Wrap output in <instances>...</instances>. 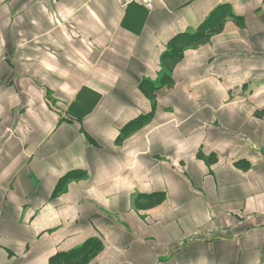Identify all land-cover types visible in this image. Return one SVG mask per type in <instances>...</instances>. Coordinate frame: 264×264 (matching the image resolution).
Returning a JSON list of instances; mask_svg holds the SVG:
<instances>
[{"label": "crops", "instance_id": "crops-1", "mask_svg": "<svg viewBox=\"0 0 264 264\" xmlns=\"http://www.w3.org/2000/svg\"><path fill=\"white\" fill-rule=\"evenodd\" d=\"M91 239L86 264H264V0H0V264Z\"/></svg>", "mask_w": 264, "mask_h": 264}, {"label": "trees", "instance_id": "trees-1", "mask_svg": "<svg viewBox=\"0 0 264 264\" xmlns=\"http://www.w3.org/2000/svg\"><path fill=\"white\" fill-rule=\"evenodd\" d=\"M226 12H228L227 7L222 6L220 9H218V11H216L214 15V21L217 15H221V14L225 15ZM214 27H215V23L212 21L211 18L204 25H202L201 27L202 32L200 33L197 32L194 34L192 33L186 34L175 38L169 44V51L167 53L168 57L173 58L175 60L179 59L182 54V47L180 48L181 45L183 46L184 44H188V43H199L200 41L205 40L206 37L205 31L206 30L209 31ZM139 121L140 120L135 121L130 126L135 127L136 125H138ZM102 248L103 246L100 240L91 239L69 253H61L57 255V257L52 260V263H56L58 261H63L64 263H70V261L78 260L80 263L86 264L89 261V259H92L94 256H96L102 250Z\"/></svg>", "mask_w": 264, "mask_h": 264}, {"label": "built area", "instance_id": "built-area-1", "mask_svg": "<svg viewBox=\"0 0 264 264\" xmlns=\"http://www.w3.org/2000/svg\"><path fill=\"white\" fill-rule=\"evenodd\" d=\"M123 5H130V4H140L146 7L147 9H153L154 4L157 0H118Z\"/></svg>", "mask_w": 264, "mask_h": 264}]
</instances>
